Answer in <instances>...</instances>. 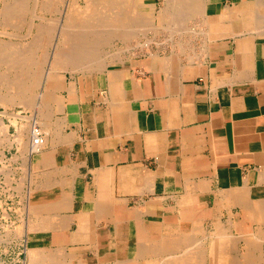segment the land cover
Returning <instances> with one entry per match:
<instances>
[{
  "label": "crops",
  "instance_id": "0c3cea01",
  "mask_svg": "<svg viewBox=\"0 0 264 264\" xmlns=\"http://www.w3.org/2000/svg\"><path fill=\"white\" fill-rule=\"evenodd\" d=\"M252 1L160 10L191 33L119 41L89 69L60 60L23 111L44 131L40 150L4 116L0 221L23 227L26 264L264 263V24Z\"/></svg>",
  "mask_w": 264,
  "mask_h": 264
},
{
  "label": "bare ground",
  "instance_id": "6f19581e",
  "mask_svg": "<svg viewBox=\"0 0 264 264\" xmlns=\"http://www.w3.org/2000/svg\"><path fill=\"white\" fill-rule=\"evenodd\" d=\"M29 0H12V1H10V0H7V1H2V4L0 3V10H8L7 12L5 11L4 13H2L1 14V18L4 16L5 17V14L7 13V16H8V14L9 13H11L12 11L11 10H17V11H15V12H17V13H14L13 14V12H12V14L14 15L13 17L15 18V16H17L18 17V15H16V14H19L18 13V11L19 10H21V9H23V6L24 5H26L25 7H27V5H29V6H31V4H30V2H28ZM59 1V0H58ZM57 0H56V3L58 2ZM132 1V0H131ZM130 0H84V3L85 4H83V5H81V3L80 2H82V0H69V3L67 4V14H66V16H67V18L65 19L66 20V22L67 21H69L68 19L70 18V20H71V16H74V15H78L77 13H79L80 14V16H82L83 17V15L85 16V17H83V18H80V19H78L76 22H77V26H79V29L77 30H74L73 28L74 27H71L72 28V30H74L73 32L74 33H77V31L79 32V33H77V34H71L72 32V30L69 32V29H68V31H64V30H67V29H65L64 28V30H62L61 32H60V34H61V40L63 39V40H65L64 41V45L61 43V47L62 48H64V47H68V46H66L67 44L69 45V43H70V46L69 47H71V45L72 44H77V50L75 49V48H73L72 50H71V48L69 49V51H62L61 50V52L59 51V48H61L60 46H59V48H56V52H55V54H54V56H53V58H55V60L56 61H58V62H61L60 60H68L69 61V58L68 59H66L67 57L66 56H69L70 57V59H72V57H71V55H70V53H73V56H74V54H75V56L77 55V56H81L79 59H81V58H84V59H81L82 60V62H83V60L86 62V60H88L89 58H93L94 57V59H96V57L95 56H97L98 57V59L99 58H101L102 59V57L100 56V55H102V56H104V55H106V54H111L110 52L108 53V51L107 50H105V45H110V47L112 48L113 47V45L115 44L114 42L116 41V40H119V41H122V42H126V41H128L129 39H130V37H132L133 35L134 36H136V34L138 35V30L137 29H134V31L135 30H137V31H135V33L136 34H134V32H132V30L131 31H129L130 29H129V27H128V24L133 20V17L136 15V14H138V12L140 11V7H142L143 6V4H141V3H137V5H134L135 3H133V4H130V3H132ZM169 0H167V1H165L166 3H165V5H163L162 6V8H161V10H166V11H170L169 10V7L170 8H174V3L175 2H173L172 4L173 5H171V4H169V2H168ZM209 0H191L190 1V3H186L185 5H186V7H184V3L183 4H181V6L183 5V7H181L180 9H181V11H182V9H183V12H184V10L186 11V12H184V13H187V11H189V13H190V11H192V10H199L198 12H200V10L202 11V10H206V8H207V4L209 3L208 2ZM248 1V0H247ZM48 2H50V3H48ZM54 2V1H53ZM53 2L50 0V1H48V0H31V3H32V10L34 11V10H44V11H46V10H48V9H50L51 10V8H47L48 7V5H49V7H51V6H54V8H56L57 6H56V4H55V2H54V4H53ZM136 2V1H135ZM168 2V3H167ZM51 3L53 4V5H51ZM60 3V2H59ZM176 3H179V0L177 1L176 0ZM175 3V4H176ZM252 3L254 4V5H252ZM252 3H250V2H248V4L247 3H245L244 4V6L245 7H251L254 11L255 10H264V0H253L252 1ZM121 6H120V5ZM180 4V3H179ZM178 4V5H179ZM188 4V5H187ZM34 5V6H33ZM51 5V6H50ZM120 6L121 7V10L122 11H120V7H117V6ZM122 5L124 6V10H123V8H122ZM168 5H170V6H168ZM177 4H176V6H178ZM56 6V7H55ZM180 6V5H179ZM117 7V8H116ZM37 8V9H36ZM176 8V7H175ZM174 8V9H175ZM106 9V10H105ZM114 9H116L117 10V12H118V9H119V14H117L116 12L114 13L112 10H114ZM11 12H10V11ZM23 10H27L28 11V8H25V9H23ZM100 12H99V11ZM101 10H105L104 12H106L107 11V13H106V15H105V13H104V15L105 16H100V13H102V15H103V12L101 11ZM249 10V9H248ZM26 11V12H27ZM29 11H30V9H29ZM93 11V12H92ZM109 11V12H108ZM175 11V10H174ZM180 11V10H179ZM25 12V13H26ZM35 12V11H34ZM89 12V13H88ZM164 12V11H163ZM264 12V11H263ZM1 13V12H0ZM82 13H84L83 15H81ZM86 13H88V14H86ZM166 13V12H165ZM175 13H177L176 11L174 12V14ZM179 14H180V12H178ZM24 14V13H23ZM31 13L29 12V15H30ZM34 14V13H33ZM32 14V16L31 17H36L35 16V14L33 15ZM90 14H92L91 16H90ZM113 14L115 15V17L113 16ZM168 15H169V17H170V15H174L173 13H167ZM179 14H178V16H179ZM195 14H198V13H194L193 14V12H192V14L190 13V15H194L193 17H195L196 15ZM203 14V13H202ZM261 14V13H260ZM10 15V14H9ZM25 15V14H24ZM65 15V14H64ZM129 15H131V18H130V16ZM177 15V14H176ZM181 15H183V14H181ZM181 15H180V17H181ZM184 15H187L188 16V14H184ZM183 15V17H185ZM264 16V14H261V16ZM6 16V17H7ZM12 15H10V16H8V17H11ZM21 16H22V14H21ZM79 16V15H78ZM167 16V15H166ZM7 17V18H8ZM25 17V16H24ZM168 17V16H167ZM180 17H178V18H180ZM12 18V17H11ZM29 18V17H28ZM56 18V17H55ZM78 18V17H77ZM177 18V17H176ZM186 18H188V17H186ZM3 19V18H2ZM2 19H1V21H2ZM5 20H9V19H6V18H4ZM3 19V20H4ZM16 20H17V18H15ZM19 19V18H18ZM25 19V18H24ZM30 19V18H29ZM28 19V20H29ZM33 19V18H32ZM21 20V19H20ZM23 20V19H22ZM64 20V19H63ZM76 20V17L74 18V21ZM167 20H168V18H167ZM183 20H185V18L183 19ZM181 21L180 22V24H179V26L180 25H182L183 24V26H186V24L184 25V23H185V21ZM191 20H193L192 18H191ZM190 20V21H191ZM261 20V19H260ZM15 21V20H14ZM72 21V20H71ZM189 21V20H188ZM196 21H198V20H196ZM264 21V20H263ZM262 21V22H263ZM3 22V21H2ZM18 22V21H17ZM22 22V21H21ZM20 22V24L22 25V23ZM23 22H25V21H23ZM51 22V24L53 23L52 21H50ZM100 22L103 24H105L106 25V23H108L107 24V26L108 27H105L106 29H104V30H101V29H98V28H95V26H98L99 24H100ZM109 22H110V24H109ZM168 22V23H167ZM256 22V21H255ZM259 22V21H258ZM4 23V22H3ZM26 23V22H25ZM41 23V22H40ZM97 23H99L98 25H97ZM186 23H187V21H186ZM191 23V22H190ZM202 23V22H201ZM9 23H7L6 25H8ZM17 24V23H16ZM28 24V23H27ZM30 24V23H29ZM35 24H36V22H35ZM46 24V23H45ZM101 24V25H102ZM103 24V25H104ZM166 24H167V27H165V26H163V27H165V28H168V30H170L171 32H169V33H173L174 34V32L175 31H173V30H176V29H174L175 27H177V26H175L176 24H177V22H176V19L175 20H173L172 19V17L168 20V21H166ZM177 24V25H178ZM3 25V24H2ZM5 25V26H6ZM20 25V26H21ZM44 25V24H43ZM49 25H50V23H49ZM47 26V27H44V26H42V29H40V34L39 35H37V34H35V37H34V39H35V41L36 42H40V43H37L38 45H41V43H43V42H41L45 37H43V36H45V34H46V37L48 38V37H52V36H50V34L52 35V33H51V31L49 30V29H52V25L51 26ZM54 25V24H53ZM67 25V24H66ZM76 25V24H75ZM91 25H93V27H91ZM101 25H100V28H101ZM104 25V26H105ZM109 25H110V27H109ZM262 25V24H261ZM9 26H11V25H9ZM8 26V27H9ZM29 27L30 26H32V25H28ZM36 26H37V24H36ZM57 26V25H56ZM162 26V25H161ZM191 26V25H190ZM258 25L256 24L255 25V27H257ZM263 26V25H262ZM12 28H13V26H11ZM39 27H41V25L39 24ZM39 27L37 26L36 27V30H37V28H38V30H39ZM49 27V29H45V28H48ZM51 27V28H50ZM121 27L123 28V29H121ZM157 27V26H156ZM158 27H160V25L158 26ZM181 27V26H180ZM264 27V26H263ZM69 28V27H68ZM103 28V27H102ZM121 30H120V29ZM136 28V27H135ZM181 28H183V30L184 29H186L187 28V26H186V28H184V27H181ZM197 28V27H196ZM258 28V27H257ZM260 28H261V26H260ZM119 29V30H118ZM133 29V28H132ZM139 29V28H138ZM162 29V28H161ZM192 28L190 27V30H191ZM41 30H42V33H41ZM45 30H47V33L49 34V36L47 35V33H46V31ZM140 30H141V27H140ZM143 30V29H142ZM141 30V31H142ZM150 30V29H149ZM187 30H189V29H187ZM186 30V31H187ZM190 30H189V32H190ZM194 30V29H193ZM258 30V29H257ZM262 30V29H261ZM260 30V31H261ZM44 31H45V33H44ZM50 31V32H49ZM76 31V32H75ZM147 31V30H146ZM145 31V32H146ZM173 31V32H172ZM178 31V30H177ZM180 31V30H179ZM185 30H184V33L186 32ZM13 32V31H12ZM27 32V31H26ZM38 32V31H37ZM36 32V33H37ZM55 32V31H54ZM188 32V31H187ZM186 32V33H187ZM205 32V31H204ZM7 33H8V31H7ZM15 33H16V31H15ZM15 33H13V36H14V34ZM18 33V32H17ZM30 33V32H29ZM166 33V32H165ZM164 33V34H165ZM180 33H182V32H179V34ZM191 33V32H190ZM26 34V33H25ZM43 34V35H42ZM144 34V33H143ZM158 34V33H157ZM176 34H178V33H176ZM175 34V35H176ZM17 35V34H16ZM15 35V36H16ZM24 35V34H23ZM22 35V36H23ZM34 35V34H33ZM41 35H42V37H41ZM74 35V36H73ZM172 35V34H171ZM21 36V35H20ZM27 36V35H26ZM60 36V35H59ZM166 36V35H165ZM179 36V35H178ZM188 36V35H187ZM32 38H33V36H31ZM39 37H41V38H39ZM171 37V36H170ZM180 37H182V36H180ZM188 37H190V36H188ZM37 38H39V39H37ZM46 38V39H47ZM150 38H152L151 36H150ZM172 38V37H171ZM174 38H175V36H174ZM184 38V37H183ZM40 39H42L41 41H40ZM50 39V38H49ZM59 39V38H58ZM113 39V40H112ZM158 39V38H157ZM165 39V38H164ZM182 39V38H181ZM180 39V40H181ZM171 40V39H170ZM175 40V39H174ZM173 40V41H174ZM180 40H178V39H176L175 41H180ZM12 41V40H11ZM10 41V42H11ZM16 41V40H15ZM35 41H31V44H30V46L32 45V47L34 46V42ZM46 41V40H45ZM47 41H48V39H47ZM151 40L150 39H147V44L150 42ZM153 41H154V39H153ZM152 41V42H153ZM19 42V41H18ZM24 42V41H23ZM66 42V43H65ZM12 43V42H11ZM46 43V44H45ZM50 43V42H49ZM128 43H129V41H128ZM135 43H136V41H135ZM138 43V42H137ZM182 43V42H181ZM180 43V44H181ZM19 44V43H18ZM145 44V43H144ZM2 45V44H1ZM4 45H5V42H4ZM4 45L2 46V47H4ZM11 45V44H10ZM10 45H8V46H10ZM29 45V44H28ZM27 45V46H28ZM37 45V47L38 48H36V50L37 49H40L39 47L40 46H38ZM45 45H48L47 44V42H44V46ZM132 45V44H131ZM130 45V46H131ZM6 46H7V44H6ZM14 46V45H13ZM26 46V47H27ZM29 46V48L31 49V47ZM16 47H17V45H16ZM22 47V46H21ZM35 47H36V44H35ZM42 47V46H41ZM125 47V46H124ZM189 47V46H188ZM23 48V47H22ZM28 48V49H29ZM61 48V49H62ZM107 48V47H106ZM109 48V47H108ZM117 48V47H116ZM1 49V48H0ZM17 49V48H16ZM18 49H20L21 50V48L19 47V45H18ZM27 49V50H28ZM32 49H34V48H32ZM130 49V48H129ZM181 49V48H180ZM7 50H9V49H7ZM23 50H25V49H23ZM23 50H21V51H23ZM26 50V52H28ZM42 50V49H41ZM44 50V51H43ZM42 50V53H41V51H40V53L42 54V56L44 57V52H47V51H45V49H43ZM76 50V51H75ZM117 50V49H116ZM201 50V49H200ZM3 51H5V50H3ZM18 52H19V50H17ZM20 51V52H21ZM38 51V50H37ZM36 51V52H37ZM15 52V51H14ZM24 53H20V54H18L19 55V57H20V61L22 62L21 64L19 63V64H17L18 66H19V68H20V71H21V73H19V75L17 76L16 74H18L17 73V69L16 68H14V70H15V72H16V74L14 75L13 74V77H15L14 79L17 81V82H15V83H10L12 80H13V78H11L10 79V82H9V79H8V83H10L9 85H11V84H13V85H15V86H13V85H11L12 86V88H14V89H12L13 91L15 90V91H17V90H19V85H17V83H18V79H17V77L20 79L21 77H20V75H22L23 74V71L25 70V73L23 74V78L25 77L26 78V76H24L25 74H27V76L30 74V73H26L27 71L29 72L30 70H31V73L33 74V75H35L34 77H30V78H28V79H30V81L29 82H31V84L32 85H29V84H24V83H22V85H20L21 87V89L19 90V91H17V92H15V93H13V94H11V95H8V96H6V97H4L3 99H1V102L4 104V102L6 103V104H10L11 102L13 103L16 99H21L22 101L24 100L25 102L23 103L21 100H20V102L21 103H23V104H25V105H27V107L30 105V108H31V106H35V102L31 105V103L34 101V100H32L31 98H33V97H30L31 95H33L34 96V94H35V96H37V94L35 93V91H34V89L33 88H35V86H34V84L35 85H37L38 84V77H40V76H36V74L35 73H37V75H38V73H41L42 72V69L39 71H35V70H33V69H35V68H31V65L33 64V63H36V64H34V65H38V63L41 61L40 60V58L39 59H36V57H34V54H33V56L32 55H26L25 53V51H23ZM32 52V51H31ZM35 52V51H34ZM113 52V51H112ZM121 52V51H120ZM1 53V52H0ZM3 53V52H2ZM11 53H13V52H11ZM28 53H30V52H28ZM38 53V52H37ZM114 53H115V50H114ZM182 53V52H181ZM7 54V53H6ZM14 54V53H13ZM13 54H10V55H12L13 56ZM21 54H23V55H25V59H26V57H28V59H26V65H24L23 63H25V61L23 60V56L21 57L20 55ZM2 55V54H1ZM38 55V54H37ZM134 55V54H133ZM7 56H8V54H7ZM41 56V57H42ZM100 56V57H99ZM15 57V56H14ZM105 57V56H104ZM111 57V56H110ZM113 57V56H112ZM187 57V56H186ZM189 57H191V55L189 56ZM65 58V59H64ZM75 57H73V59H74ZM171 58V57H170ZM4 59V58H3ZM12 59H13V57H12ZM15 59V58H14ZM79 59H77V61L79 60ZM86 59V60H85ZM97 59V60H98ZM104 59V58H103ZM114 59V58H113ZM190 59V58H189ZM192 59V58H191ZM16 61H18L19 59H15ZM81 60H80V62H81ZM171 60V59H170ZM175 60H176V58H175ZM193 60V59H192ZM3 61V60H2ZM24 61V62H23ZM37 61H38V63H37ZM68 61H66L65 62V64L66 65H68ZM75 61V60H74ZM91 61H94L93 59H91ZM104 61V60H103ZM103 61H101V63L103 62ZM174 61V60H173ZM7 62V61H6ZM64 62V61H63ZM68 62V63H67ZM98 62V61H97ZM112 62V61H111ZM41 64L40 65H38V66H42V63L43 62H40ZM52 63V62H51ZM55 63V62H54ZM62 63V62H61ZM60 63V64H61ZM76 63V62H75ZM78 63V62H77ZM89 63V62H88ZM91 63V62H90ZM89 63V65H91V66H93V62L90 64ZM107 63V62H106ZM109 63V62H108ZM174 63V62H173ZM58 64V63H57ZM74 63H72V65H73ZM85 64V63H84ZM84 64H79V67L81 66V68H79V69H82V65H84ZM103 64V63H102ZM102 64H100L99 63V65H101L102 66ZM105 64V63H104ZM103 64V66H105ZM15 66V67H18V66ZM55 65V64H54ZM59 65V64H58ZM70 66L72 69L75 67V66ZM86 65H87V62H86ZM98 65V64H97ZM175 65V64H174ZM6 66V65H5ZM8 66V65H7ZM10 66V65H9ZM23 66H25L26 67V69H27V71H26V69H23L22 67ZM65 66V65H64ZM78 65L76 64V67H77ZM85 66V65H84ZM83 66V67H84ZM33 67V66H32ZM40 67H38V68H40ZM55 67H56V65H55ZM57 67H59V66H57ZM61 67V66H60ZM59 67V68H60ZM75 67V68H76ZM87 67H88V65H87ZM87 67H85L86 69H87ZM9 68V67H8ZM21 68L23 69V71L21 70ZM71 68H70V70H71ZM91 68V67H90ZM92 68H96V67H92ZM100 68V67H99ZM103 68V67H102ZM48 69V68H47ZM66 69V68H65ZM64 69V70H65ZM77 69V68H76ZM88 69H89V67H88ZM97 69V68H96ZM36 70H37V68H36ZM45 70V69H44ZM50 70V69H49ZM58 70V68L54 71V72H59V71H57ZM61 70V69H60ZM73 70H75V69H73ZM83 70H85L84 68H83ZM33 71V72H32ZM46 71V70H45ZM78 71V70H77ZM82 71V70H81ZM89 71V70H88ZM47 72V71H46ZM14 73V72H13ZM9 75V74H8ZM31 75V74H30ZM39 75H41L42 76V73L41 74H39ZM44 75H45V73H44ZM57 74H54L53 72H52V74H49V77L51 76H56ZM12 77V76H11ZM37 77V78H36ZM48 79V78H47ZM15 80H13V81H15ZM24 80V79H23ZM23 80H19V82H20V84H21V81H23ZM42 81V80H41ZM26 83V82H25ZM39 83H40V81H39ZM41 84V83H40ZM17 86V87H16ZM32 86V87H31ZM34 86V87H33ZM40 86V85H39ZM37 87V86H36ZM16 88H17V90H16ZM9 89H11V88H9ZM36 89V88H35ZM8 91H10V90H8ZM27 91H29V93H33V91H34V94H29ZM39 91H40V89H39ZM12 93V92H11ZM5 95H6V93H4ZM3 94V95H4ZM38 94H39V92H38ZM2 95V96H3ZM30 95V96H29ZM24 96V97H23ZM40 96V95H39ZM38 96V97H39ZM41 96H44L43 95V91H41ZM41 96H40V98H41ZM27 97H29L30 98V101L27 99ZM23 98H25V99H23ZM35 100H36V97L34 98ZM42 99V98H41ZM40 99V100H41ZM31 100H32V102H31ZM18 101V100H17ZM50 101V104H51V100H49ZM16 102V101H15ZM19 102V103H20ZM38 102V100H36V104H39V103H37ZM18 103V102H17ZM16 103V104H17ZM20 103V104H21ZM29 103V104H28ZM41 103V102H40ZM44 104V103H43ZM5 105V104H4ZM22 105V104H21ZM50 106V105H49ZM44 106H42V108H43ZM52 107V106H51ZM34 108V107H33ZM37 108H38V106H37ZM41 108V107H40ZM39 108V109H40ZM41 108V109H42ZM28 109V108H27ZM44 109V108H43ZM42 109V110H43ZM45 109H47L46 107H45ZM38 110V109H37ZM42 110H39V112H41ZM48 110V109H47ZM49 110H50V108H49ZM48 110V111H49ZM33 111V110H32ZM35 111V110H34ZM0 112H1V110H0ZM2 112L3 113H5L3 110H2ZM43 112V111H42ZM47 112V111H46ZM50 113H51V110L49 111ZM48 112V113H49ZM31 113V112H30ZM43 113H45V112H43ZM43 113H41V114H43ZM12 114V113H11ZM15 114V113H14ZM40 114V115H41ZM46 114V113H45ZM9 115H10V113H9ZM13 115V114H12ZM17 116L19 115L18 113L16 114ZM29 115V114H28ZM31 115V114H30ZM34 115V114H33ZM51 115V114H50ZM38 116V115H37ZM30 117V118H29ZM36 117V116H35ZM40 117V116H39ZM47 117L48 116H46L45 117V119H47ZM33 118V117H32ZM32 118H31V116H28L27 117V119L25 120V123L23 124V126H21V127H18V128H20V130H19V135H18V139H19V141L21 142V145H22V147L25 149V150H28V151H37V150H40L41 149V147L44 145V143H45V136H44V134L42 133V132H44V131H42V129L40 128L41 126L37 123V121L35 120V118H34V121H35V123H34V121L32 120ZM49 118V117H48ZM12 119V118H11ZM38 119V118H37ZM44 119V120H45ZM13 120H14V122H16L15 121V119L13 118ZM17 120V119H16ZM41 120V119H40ZM49 120V119H48ZM16 124V123H15ZM3 125V124H2ZM4 126H6V125H3V127ZM36 126L38 127V129H37V131L39 132V133H41V137L43 138V142H42V144L41 143H32V141H33V138L35 137V136H37L36 135V132H35V130H36ZM40 126V127H39ZM3 127H2V129H3ZM45 127V126H44ZM5 129H7V128H5ZM3 131V130H2ZM7 132V130H4V132ZM18 132V131H17ZM47 134V133H46ZM15 135V134H14ZM8 137V136H7ZM29 137V143H27L26 142V140H27V138ZM33 137V138H32ZM14 138H15V136H14ZM13 138V139H14ZM30 140H31V143H30ZM16 144V143H15ZM23 149V150H24ZM22 150V151H23ZM26 155V154H25ZM30 159V158H29ZM22 168V167H21ZM23 169V168H22ZM46 174V173H45ZM6 181V180H5ZM10 181V180H9ZM21 182V181H20ZM47 183V182H46ZM10 187V186H9ZM19 187V186H18ZM17 191V190H16ZM17 209H19V208H17ZM16 210V209H15ZM20 213V212H19ZM25 213V212H24ZM46 216V215H45ZM23 218V217H22ZM21 218V219H22ZM23 220V219H22ZM44 220H45V218H44ZM49 220V219H48ZM14 221V220H13ZM24 221V220H23ZM43 221V220H42ZM56 222V221H55ZM53 223V222H52ZM58 225V224H57ZM15 226V225H14ZM16 227V226H15ZM18 227H19V225H18ZM18 227L17 228H15V231L17 232V230L16 229H18ZM20 231H22L23 230V227L21 228V226H20ZM22 229V230H21ZM19 231V232H20ZM24 231V230H23ZM22 231V232H23ZM15 232V233H16ZM179 238V237H178ZM177 238V239H178ZM205 239V238H204ZM176 240V239H175ZM174 240V241H175ZM179 240V239H178ZM201 240V239H200ZM139 241V240H138ZM258 241V240H257ZM167 243H168V241H166ZM203 242V241H202ZM201 242V243H202ZM178 243V242H177ZM194 244H195V247L197 246L196 245V243H193V246H194ZM199 244V246H200V243H198ZM203 244V243H202ZM202 244H201V246H202ZM137 245V244H136ZM213 245H215V244H213ZM175 246H177V244L175 245ZM156 247V246H155ZM180 247V246H179ZM187 247V246H186ZM202 247H204V246H202ZM201 247V248H202ZM52 248V247H51ZM146 248V247H145ZM149 247H147V249H148ZM154 248V247H153ZM152 248V249H153ZM160 248V247H159ZM164 248V247H163ZM162 248V249H163ZM174 248V247H173ZM177 248V247H176ZM189 248V247H188ZM197 248V247H196ZM59 249V248H58ZM165 249V248H164ZM168 249V248H167ZM167 249H166V251H167ZM198 249V248H197ZM207 249V248H206ZM150 250V249H149ZM172 250V249H171ZM174 250V249H173ZM175 250H179V249H175ZM182 250V249H181ZM192 250V249H191ZM154 251V250H153ZM183 251V250H182ZM184 251H186V248H185V250ZM183 251V252H184ZM194 251H195V249H194ZM193 251V252H194ZM208 251V250H207ZM215 251L216 250H214L213 252H214V254H215ZM217 251H219V250H217ZM49 252V251H48ZM62 252V251H61ZM66 252V251H65ZM139 252V251H138ZM142 252V251H141ZM140 252V253H141ZM150 252H151V250H150ZM155 252V251H154ZM159 252L160 251H158V255H159ZM171 252V251H170ZM169 252V249H168V253H170ZM192 252V251H191ZM191 252H189V251H187L186 253H191ZM196 252V251H195ZM199 252V251H198ZM202 252V251H201ZM53 253H54V251H53ZM153 253V252H152ZM167 253V254H168ZM180 253H182V252H180ZM179 253V251H178V255L180 254ZM185 253V252H184ZM223 253V252H222ZM48 254H50V253H48ZM139 254V253H138ZM166 254V253H165ZM164 254V255H165ZM174 254V253H173ZM195 253H193V255H194ZM232 254V253H231ZM33 255H34V251H33ZM45 255H47L46 253H45ZM53 255V254H52ZM152 255V254H151ZM156 255H157V253H156ZM169 255H171V254H169ZM174 255H176V254H174ZM186 255V254H185ZM192 255V254H191ZM196 255H198V253L196 254ZM201 255V254H200ZM204 255H205V253H204ZM250 256L252 255V254H249ZM256 255V254H255ZM55 256H57V254H55ZM190 257V255H188L187 254V257ZM202 256V255H201ZM253 256V255H252ZM257 256V255H256ZM34 257V256H33ZM46 257V256H45ZM145 257H146V255H145ZM145 257L143 258V259H145ZM158 257V256H157ZM163 257V256H162ZM162 257H160V258H162ZM167 257V255L165 256V258ZM170 257H172V256H170ZM169 257V258H170ZM174 257V256H173ZM183 256H181L180 258H182ZM185 257V256H184ZM186 257V258H187ZM193 257V256H192ZM204 257V256H203ZM202 257V258H203ZM206 257H207V255H206ZM215 257H216V255H215ZM220 257H224V256H220ZM237 257V256H236ZM236 257H234V258H236ZM240 257H242V256H240ZM240 257H238L239 259H240ZM246 257H247V255H246ZM254 257V256H253ZM252 257V258H253ZM35 258V257H34ZM51 258H54V255H53V257H51ZM56 258V257H55ZM151 259H152V257H150ZM156 258V257H155ZM175 258V257H174ZM186 258H183L182 259V261L184 262L185 260L184 259H186ZM217 258V257H216ZM227 258V257H226ZM237 258V259H238ZM243 258V257H242ZM252 258H250L249 257V259H252ZM142 259V260H143ZM150 259V260H151ZM157 259V258H156ZM155 259V260H156ZM163 259V258H162ZM162 259L160 260V261H155L154 259V261L157 263V262H159V264H161V263H163L162 262ZM196 259L198 260L199 259V257L197 256L196 257ZM225 259V258H224ZM244 259V258H243ZM256 259V258H255ZM48 260H49V257H48ZM52 260V259H51ZM56 260V259H55ZM54 260V261H55ZM61 260V259H60ZM117 260V259H116ZM157 260H159V259H157ZM165 260V259H164ZM186 260H188V259H186ZM203 260H205V258L203 259ZM258 260V259H257ZM33 261V260H32ZM44 261V260H43ZM115 261V260H114ZM122 261H124V260H122ZM145 261L147 262V260L145 259ZM219 261V260H218ZM227 261H228V259H227ZM253 261V260H252ZM60 262H65L64 264H67L66 262H68V261H65V259H64V261L63 260H61ZM145 262V263H146ZM196 261H194L193 263H195ZM204 262H206V261H204ZM216 262H217V260H216ZM239 262V261H238ZM241 262H243L242 260H241ZM244 262H247V261H244ZM249 262H250V260H249ZM32 263V262H31ZM144 263V264H145ZM149 264H150V262H148ZM192 262L190 263V264H193ZM212 263V262H211ZM218 263H220V264H223L222 262H217V264ZM261 263V262H260ZM48 264H50V263H48ZM53 264V263H52ZM56 264V263H55ZM62 264V263H61ZM153 264H154V262H153ZM172 264V263H171ZM183 264H186V263H183ZM202 264H205V263H202ZM216 264V263H215ZM237 264V263H236ZM249 264V263H248ZM258 264H259V262H258ZM264 264V263H263Z\"/></svg>",
  "mask_w": 264,
  "mask_h": 264
},
{
  "label": "rangeland",
  "instance_id": "374dc122",
  "mask_svg": "<svg viewBox=\"0 0 264 264\" xmlns=\"http://www.w3.org/2000/svg\"><path fill=\"white\" fill-rule=\"evenodd\" d=\"M2 1H4V0H0V3L2 4ZM5 1H7V0H5ZM10 1H12V0H10ZM48 1H50V0H48ZM52 2L54 1L55 2V4H56V8H54V6H51V5H53L54 4V2H53V4L51 3V7H49V5H48V7L47 8H51V10L50 9H48V10H46V11H44V10H32L31 8H32V3H31V0H29L28 2H30V4H31V6H29V5H27V7H25L26 5H24L23 6V9H25V8H28V11L27 10H23V9H21V10H19L18 11V13L19 14H16V15H18V17L17 16H15V18H17V20L13 17L14 15V13H17V12H15V11H17V10H11L12 12H13V14H12V12L11 13H9L10 15H12L11 17H8V16H10L9 14H8V16H7V13L5 14V17L3 16L2 18L4 19V18H6V19H9V20H3L2 18H1V14L2 13H4L6 10H0V110H1V112H0V135L1 134H3L4 133V130H7L8 131V128H9V121L7 120V119H4L5 117V115H9V109L11 108H13V107H15V106H19V108L17 109V112H18V114L22 117V120L23 121H20V120H16V117H17V115H16V113L14 114V113H12L14 116H16L14 119H15V121L16 122H14V120L12 119L11 120V123L15 126V127H12V130L10 131V134H15L14 136L18 139V135H19V130H20V128H18V127H21V126H23V124L25 123V121H24V119L25 118H27L28 116H25V113L23 112L24 111V109H27V108H29L30 109V105L27 107V105H25V104H23L25 101L23 100H21V99H16L13 103L11 102L10 104H6L5 102H4V104L1 102V99H3L4 97H6V96H8V95H11V94H13V93H15V92H17V91H19L21 88V86L20 85H22V83H24V84H29V85H32L31 84V82H29L30 81V79L32 78V77H34L35 75H33L32 73H31V70L28 72L27 71V69H26V67L25 66H21L23 69H26V73H30L28 76H27V74H25L24 76H26V78L24 77L23 78V74L25 73V70L23 71V69L21 68V70L23 71V74L22 75H20V79L17 77V79H18V83H17V85H19L18 87H19V90H17V88H16V90L17 91H13L12 89H14V88H12V86L11 85H13V84H11V85H9L10 83H15V82H17L14 78L15 77H13V74L15 75L16 74V72H15V70L17 69V73L18 74H16L17 76L19 75V73H21V71H20V68H19V66L17 65V64H21L22 62L20 61L21 59H20V57H19V55L18 54H20V53H24L23 51H25L26 52V50L29 48V46H30V44H31V41H35V39H34V37H35V34H37V35H39L40 34V29H42V26H44V27H47L48 25H49V23H50V25L49 26H51L52 25V29H49V27L48 28H45V29H49L50 31H51V33H52V35L50 34V36H52V37H46V34H45V36H43V37H45L43 40L42 39H40V41L41 42H43V43H41V45H38L37 43H40V42H34L33 44H34V46L32 47V45L30 46L31 47V49L29 48L27 51L28 52H30V53H28V52H26L25 54L28 56V55H32L33 56V54H34V57H36V59H39L40 58V62H43L42 63V66L40 67V66H38V65H40L41 63L39 62L38 63V61H37V63H38V65L36 66V65H34V64H36V63H33L32 65H31V68L33 69V68H37V70H36V68L35 69H33V70H35L36 72L40 69H42V76L41 75H39V74H41V73H38V75H37V73H35L36 74V76H40V77H36L37 79H38V84L37 85H35L34 84V86H35V88H33L34 89V91H35V93L37 94V96H35V94H34V91H33V93L31 92V93H29V91H27L30 95L31 94H34V96L33 95H29L30 97H33V98H31L32 100H34L33 102H32V100H31V105L34 103L35 105H36V100H38V102L37 103H40L41 102V98H42V96H41V91H43L42 90V87H43V85H44V82L47 80V78H48V76H49V74H52V72L54 73V74H57L58 75V73L63 69L62 68V66L64 65V64H60V63H58V61H56L55 60V58H53V56H54V54H55V52L58 50H56V48H59V46L61 45V43L63 44L64 43V41L65 40H61V34H60V32L62 31V30H64V28L65 29H67V30H64V31H68V29H69V32L72 30V28L71 27H74L73 29L74 30H78L79 29V26H77L78 24H77V20L78 19H80V18H83V17H85L84 15V13H82L81 15H83V17L82 16H80V14L79 13H77L78 15H74V16H71V20H70V18L68 19L69 21H67L66 22V18H67V16H66V14L68 13L67 12V4L69 3V0H57L58 2L56 3V0H51ZM131 1V0H130ZM136 1V2H135ZM165 1H167V0H132L131 2L132 3H130V4H133V3H135L134 5H137V3H141V4H143V6L142 7H140V11L138 12V14H136L134 17H133V20L128 24V27H129V31H131L132 30V32H134V34H136L135 33V31H137L138 30V35L136 34V36H132V37H130V39L128 40L129 41V45H133V44H136L137 43V41L139 40V41H142V40H144V42L146 43L147 42V39H150L151 41L153 40V37L154 36H156L157 37V35L158 34H161V36H162V38L166 35V39L168 38V34H169V30H168V28H165V27H167V24H166V21H168L171 17H172V19L173 20H175V16L174 15H170V17H169V15L168 14H165V15H160V14H157V13H159L160 12V10H161V8H162V6L163 5H165ZM170 1V2H169ZM168 2H169V4H171V5H173L172 3L173 2H175L176 3V0H169ZM178 1V0H177ZM190 1L191 0H179V3H176L178 6H176V4L174 3V8L172 9V8H170L169 7V10H181L180 8L181 7H183V5L181 6V4H183L184 2V7H186V3H190ZM60 2V3H59ZM167 2V3H168ZM48 3H50V2H48ZM81 3V5H83V4H85L84 3V0H82V2H80ZM120 5V4H119ZM117 6V7H120V6ZM188 5V4H187ZM252 5H254L253 3H252ZM34 6V5H33ZM168 6H170V5H168ZM116 7V8H117ZM122 8H123V10H124V6L122 5ZM29 9H30V11H29ZM37 9V8H36ZM106 10V9H105ZM105 10H101L102 12H103V15H102V13H100V16H105L106 15V13H107V11L106 12H104ZM183 10V9H182ZM251 10H253L252 8H251ZM8 11V10H7ZM6 11V12H7ZM27 11V12H26ZM99 11V10H98ZM114 13L116 12L117 14H119V9H118V12H117V10L116 9H114V10H112ZM120 11H121V7H120ZM166 11V10H165ZM260 11V10H259ZM264 10H262V13L261 14H264V12H263ZM26 12V13H25ZM29 12L31 13L30 15H29ZM93 12V11H92ZM100 12V11H99ZM109 12V11H108ZM154 12H156V14H154ZM168 12V11H167ZM25 15H24V14ZM35 14V16L36 17H31L32 16V14ZM89 13V12H88ZM88 13H86V14H88ZM104 13H105V15H104ZM21 14H22V16H21ZM33 14V15H34ZM65 14V15H64ZM260 14V15H261ZM92 14H90V16H91ZM168 17H167V16ZM8 18H7V17ZM25 16V17H24ZM107 16V15H106ZM113 16L115 17V15L113 14ZM130 16V18H131V15H129ZM30 19H29V18ZM56 17V18H55ZM76 17V20L74 21V18ZM78 17V18H77ZM80 17V18H79ZM19 18V19H18ZM25 18V19H24ZM33 18V19H32ZM167 18H168V20H167ZM1 19H2V21L4 22H2L1 21ZM21 19V20H20ZM23 19V20H22ZM29 19V20H28ZM64 19V20H63ZM261 19V20H260ZM260 19H259V22H261L262 23V25L264 24V16L262 15L261 17H260ZM15 20V21H14ZM18 21V22H17ZM22 21V22H21ZM23 21H25V22H23ZM50 21H52L53 23L51 24V22ZM263 21V22H262ZM20 22L22 23V25L20 24ZM35 22H36V24H37V26L39 27V24L41 25V27H39V30H38V28H37V30H36V24H35ZM41 22V23H40ZM7 23H9L8 25H6ZM17 23V24H16ZM28 23V24H27ZM30 23V24H29ZM46 23V24H45ZM168 23V22H167ZM3 24V25H2ZM44 24V25H43ZM54 24V25H53ZM67 24V25H66ZM76 24V25H75ZM99 23H97V25H98ZM102 23L100 22V24L98 25V26H95V28H98V29H101V30H104V29H106L105 27H108L107 26V24L108 23H106V25L104 26L103 24L101 25ZM109 24H110V22H109ZM6 25V26H5ZM9 25H11V26H13V28L11 27V26H9ZM21 25V26H20ZM28 25H32V26H28ZM47 25V26H46ZM57 25V26H56ZM100 25H101V28H100ZM160 25V27H158ZM162 25V26H161ZM9 26V27H8ZM157 26V27H156ZM163 26H165V27H163ZM69 27V28H68ZM91 27H93V25H91ZM103 27V28H102ZM109 27H110V25H109ZM136 27V28H135ZM140 27H141V30H140ZM51 28V27H50ZM133 28V29H132ZM139 28V29H138ZM162 28V29H161ZM120 29V28H119ZM118 29V30H119ZM121 29H123L122 27H121ZM120 29V30H121ZM134 29H137V30H135L134 31ZM150 29V30H149ZM43 30V29H42ZM42 30H41V33H42ZM74 30H72L71 32V34H73L74 32ZM147 30V31H146ZM7 31H8V33H7ZM13 31V32H12ZM15 31H16V33H15ZM27 31V32H26ZM38 31V32H37ZM46 31V33H47V30H45ZM45 31H44V33H45ZM49 31V32H50ZM55 31V32H54ZM146 31V32H145ZM18 32V33H17ZM30 32V33H29ZM37 32V33H36ZM76 32V31H75ZM166 32V33H165ZM13 33H15L14 34V36H13ZM26 33V34H25ZM39 33V34H38ZM77 33H79L78 31H77ZM77 33H74V34H77ZM144 33V34H143ZM158 33V34H157ZM165 33V34H164ZM17 34V35H16ZM24 34V35H23ZM34 34V35H33ZM16 35V36H15ZM21 35V36H20ZM23 35V36H22ZM27 35V36H26ZM43 35V34H42ZM42 35H41V37H42ZM47 35L49 36V34L47 33ZM60 35V36H59ZM31 36H33V38L31 37ZM74 36V35H73ZM150 36L152 37V38H150ZM41 37H39V38H41ZM39 38H37V39H39ZM48 39V41H47V39ZM50 38V39H49ZM59 38V39H58ZM12 40V41H11ZM16 40V41H15ZM46 40V41H45ZM113 40V39H112ZM12 43H11V42ZM19 41V42H18ZM24 41V42H23ZM135 41H136V43H135ZM151 41L149 42V43H151ZM4 42H5V45H4ZM44 42H47V44L48 45H45L44 46ZM50 42V43H49ZM120 42H122V41H120ZM19 43V44H18ZM66 43V42H65ZM115 44L113 45L114 47L113 48H115V47H119V40H116L115 42H114ZM118 43V45H116ZM2 44V45H1ZM6 44H7V46H6ZM11 44V45H10ZM29 44V45H28ZM35 44H36V47H35ZM46 44V43H45ZM143 44V43H142ZM147 44V43H146ZM4 45V47H2ZM8 45H10V46H8ZM14 45V46H13ZM16 45H17V47H16ZM18 45H19V47L21 48V50H23V49H25V50H23V51H21L20 49H18ZM28 45V46H27ZM37 45L38 46H40L39 48L40 49H37L36 50V48H38L37 47ZM111 45V44H110ZM110 45L108 46V45H105V50H107V51H109L110 49H112L111 47H110ZM116 45V46H115ZM131 45V46H132ZM23 48H22V47ZM27 46V47H26ZM42 46V47H41ZM66 46H68V44L66 45ZM69 46H70V43H69ZM64 47V48H62L61 46V48H59V51L61 52V50L63 51H69V49L71 48V50L73 49V48H77V44L75 43V44H72L71 45V47ZM131 46H130V48H131ZM107 47V48H106ZM109 47V48H108ZM17 48V49H16ZM32 48H34V49H32ZM7 49H9V50H7ZM43 49H45V51H47V52H44V57L42 56V50ZM3 50H5V51H3ZM17 50H19V52L17 51ZM77 50V49H76ZM75 50V51H76ZM15 51V52H14ZM21 51V52H20ZM32 51V52H31ZM35 51V52H34ZM38 53H37V52ZM40 51H41V53H40ZM44 51V50H43ZM66 51V52H67ZM3 52V53H2ZM11 52H13V53H11ZM8 54V56H7V54ZM2 54V55H1ZM10 54H13V56L12 55H10ZM38 54V55H37ZM72 54V55H71ZM70 55H71V57L73 56V53H70ZM75 55V54H74ZM15 56V57H14ZM22 58H23V60L25 61V63H23L24 65H26V59H28V57H26V59H25V55H23V54H21L20 55ZM42 56V57H41ZM12 57H13V59H12ZM67 57H69V56H67ZM4 58V59H3ZM19 59L18 61H16L15 59ZM3 60V61H2ZM7 61V62H6ZM23 61V62H24ZM52 62V63H51ZM55 62V63H54ZM17 63V64H16ZM59 65H58V64ZM56 65V67H55V65ZM6 65V66H5ZM8 65V66H7ZM10 65V66H9ZM18 66V67H15V66ZM22 65V64H21ZM33 66V67H32ZM35 66V67H34ZM57 66H61L60 68L59 67H57ZM9 67V68H8ZM38 67H40V68H38ZM14 68H16L15 70H14ZM48 68V69H47ZM58 68V70L57 71H59V72H54L56 69ZM47 71H45V70ZM50 69V70H49ZM61 69V70H60ZM39 70V71H40ZM14 72V73H13ZM33 72V71H32ZM44 73H45V75H44ZM9 74V75H8ZM56 75V76H57ZM12 76V77H11ZM32 76V77H31ZM31 77V78H30ZM11 78H13V80H15V81H11L10 82V79ZM28 78H30V79H28ZM8 79H9V82L10 83H8ZM24 79V80H23ZM19 80H23V81H21V84H20V82H19ZM42 80V81H41ZM39 81H40V83H39ZM26 82V83H25ZM16 84V83H15ZM40 85V86H39ZM13 86H15V85H13ZM33 86V87H34ZM37 86V87H36ZM17 87V86H16ZM32 87V86H31ZM9 88H11V89H9ZM39 89H40V91H39ZM8 90H10V91H8ZM12 92V93H11ZM38 92H39V94H38ZM4 93H6V95L4 94ZM4 94V95H3ZM3 95V96H2ZM41 96V98H40V96ZM39 96V97H38ZM24 97V96H23ZM36 97V100L34 99ZM29 97H27V99H28ZM23 99H25V98H23ZM41 99V100H40ZM18 100V101H17ZM20 100L23 102V103H21L20 102ZM29 101H30V98L28 99ZM18 102V103H17ZM22 104H20V103ZM17 103V104H16ZM29 104V103H28ZM31 107H33V106H31ZM2 110L5 112V113H3L2 112ZM11 114V113H10ZM18 115V116H19ZM30 118V117H29ZM16 123V124H15ZM6 125V126H4L3 127V125ZM2 127H3V129H2ZM5 128H7V129H5ZM19 129V130H18ZM3 130V131H2ZM18 131V132H17ZM6 132V131H5ZM18 135H17V134ZM19 140V139H18ZM21 143V142H20ZM18 227V226H17ZM17 227H11V225H10V223H8V222H3V221H0V264H26L25 262H26V249H25V243H24V240H23V238H21V236L23 235V230L22 231H20V226L18 227V229H16L17 230V232L15 231V228H17ZM22 228V227H21ZM20 231V232H19ZM16 232V233H15ZM10 236H13V238H10ZM15 236V237H14ZM33 251H31V254H33L32 253ZM35 255V254H34Z\"/></svg>",
  "mask_w": 264,
  "mask_h": 264
},
{
  "label": "built area",
  "instance_id": "2783aa9c",
  "mask_svg": "<svg viewBox=\"0 0 264 264\" xmlns=\"http://www.w3.org/2000/svg\"><path fill=\"white\" fill-rule=\"evenodd\" d=\"M37 129H38V127L36 126V130H35V132H36V135L37 136H35L34 138H33V141H32V143H41L42 144V142H43V138L41 137V133H39L38 131H37Z\"/></svg>",
  "mask_w": 264,
  "mask_h": 264
}]
</instances>
